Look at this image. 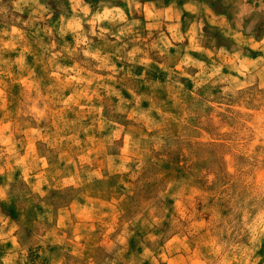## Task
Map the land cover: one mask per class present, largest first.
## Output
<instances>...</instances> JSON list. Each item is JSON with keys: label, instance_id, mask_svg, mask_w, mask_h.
<instances>
[{"label": "clouds", "instance_id": "1", "mask_svg": "<svg viewBox=\"0 0 264 264\" xmlns=\"http://www.w3.org/2000/svg\"><path fill=\"white\" fill-rule=\"evenodd\" d=\"M0 264H264V0H0Z\"/></svg>", "mask_w": 264, "mask_h": 264}, {"label": "rangeland", "instance_id": "2", "mask_svg": "<svg viewBox=\"0 0 264 264\" xmlns=\"http://www.w3.org/2000/svg\"><path fill=\"white\" fill-rule=\"evenodd\" d=\"M150 76L152 75L151 73L149 74ZM19 86L18 85H16V86H14L13 88H12V91H13V93L15 94V93H18L19 92ZM142 91H146V89H141ZM125 95H127V93H125Z\"/></svg>", "mask_w": 264, "mask_h": 264}]
</instances>
